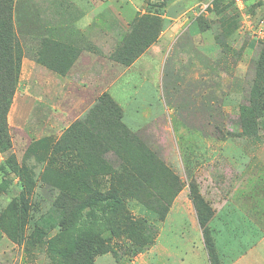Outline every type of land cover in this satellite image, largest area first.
<instances>
[{"label":"rangeland","instance_id":"rangeland-1","mask_svg":"<svg viewBox=\"0 0 264 264\" xmlns=\"http://www.w3.org/2000/svg\"><path fill=\"white\" fill-rule=\"evenodd\" d=\"M219 1L99 0L97 28L78 47L45 29L74 24L80 14L71 0H14L22 58L3 64L0 57V116L10 140L6 146L0 134V264H106V256L132 263L155 244L183 189L208 252L215 253L217 211L238 214L225 201L233 188L257 195L244 209L256 223H243L242 234L256 230V244L264 237V0ZM174 20L185 29L166 64L143 65L156 76L136 82L140 96L133 97L132 77L122 81L127 97L120 101L131 118L139 114V130L116 133L118 114L100 108L84 127L75 123L86 114L64 130L45 131V96L40 80L21 81L23 57L37 60L42 51L47 65L68 67L67 75L73 66L90 67L88 58L76 61L89 44L97 55L127 41L152 45ZM192 24L199 35L187 30ZM109 60L94 65L100 90L129 66ZM19 86L24 94L17 97ZM91 197L94 207L85 205Z\"/></svg>","mask_w":264,"mask_h":264},{"label":"crops","instance_id":"crops-1","mask_svg":"<svg viewBox=\"0 0 264 264\" xmlns=\"http://www.w3.org/2000/svg\"><path fill=\"white\" fill-rule=\"evenodd\" d=\"M71 1L80 14L75 19L74 24L47 25L45 29L49 33L58 35L56 37L58 41L72 46L78 44L79 47L81 46L80 38H83V36L89 41L86 32H90L93 27H96L94 26V22L103 10H101L99 0ZM169 17L171 19L174 18L171 15ZM175 20L160 35L158 41L150 45L131 65L126 67L101 90L97 85L98 77L94 65L99 60H102L101 63L103 64H109L113 50L109 53L97 55L92 50L93 47L91 44H89L86 49L82 50L76 61L79 62L81 58H88L90 67L82 70H77V67L74 70L75 66L73 65L77 64V62H74L73 67H71L67 75H63L46 63L44 65L34 58L23 57L21 81L30 80L32 82H39L40 80L42 87L40 89L41 95L43 97L45 96V131L50 128L58 132L69 127L73 121L83 117L105 91L122 108L123 123L131 130H139L141 122L136 123L135 121L138 120L139 114H137L138 116L136 118H131L129 115V106L122 105L120 101L122 98L127 97V89L122 81L126 77H132L131 79L135 81L132 84V89L135 91L133 97L140 96V86L136 82L140 80L144 82L145 78L150 75L156 76L155 73L146 74L143 65L147 63L148 66L156 63L166 64L171 53L173 42L176 41L179 35V30L182 31L185 29L182 27L184 23L179 24ZM187 30L191 31V33L193 31L194 35L200 34L197 31V26L193 24L191 26L189 25ZM53 45H55L54 42ZM53 47L57 46H50V48ZM208 47V45L204 44V48ZM58 49L60 50V46ZM49 51L51 53L56 52V55H59V63L67 64L68 60H65V56L60 55L58 50L51 49ZM51 57L54 56L49 55V60H51ZM77 72L80 73L79 79L70 76V73L73 76ZM44 74L45 78H43ZM103 75L107 74L103 73ZM21 94H24L23 86L17 88L16 96L18 97ZM34 95L38 96L40 93ZM136 112L137 110H135ZM150 115L151 113L149 111L147 117ZM155 117L157 116L155 115ZM53 122H56V124L53 125ZM233 189V193L228 195L225 201H227V204H231L236 208L235 212L238 214L225 218L224 215H220V212L217 211V214L211 220V227L214 230L211 232V237L214 242L215 253L211 254L208 252L193 201L185 192L186 190L183 189L175 198L167 218L160 222L161 230L155 244L151 248L139 252L132 263L129 264H213V259H215L216 264H264V237H261L259 243L256 244V230L247 229L246 234H242L241 232L243 223L245 226L247 224L249 226L255 225L256 223L248 214H244V209L256 205L257 195L253 191V188ZM210 198L213 200V197L210 196ZM167 225H169V230L165 232ZM182 225L185 226V229H183ZM105 263L117 264L115 260H111L108 256H106Z\"/></svg>","mask_w":264,"mask_h":264},{"label":"trees","instance_id":"trees-1","mask_svg":"<svg viewBox=\"0 0 264 264\" xmlns=\"http://www.w3.org/2000/svg\"><path fill=\"white\" fill-rule=\"evenodd\" d=\"M223 0H220L221 2ZM14 0H0V57L2 59L3 64H8L9 61L12 60V58H15L19 61V64L21 62L22 56L21 51L17 49L19 48V42L16 38V32L14 30ZM228 8V7H225ZM225 8H223L225 11ZM224 15V14H223ZM227 20V18H226ZM45 43V40L44 42ZM152 43V42H151ZM147 44L146 42H141V46H138L137 44H129V41L123 43L119 48L113 51L111 54V58L116 60L117 62H121L125 65H130L133 63L151 44ZM17 49V50H16ZM18 52V54H15ZM15 55V56H14ZM37 60L45 64V58L44 54H42V51L37 55ZM51 68L57 70L60 73H65L68 69L60 68L54 64H49ZM20 67V65H19ZM105 108L109 111L115 112L118 114V120L116 124V133L119 131H123V128L129 129L122 121V108L117 104V102L113 99V97L108 93L104 92L99 98L98 101L89 109V111L85 115V119L78 121L75 123L77 127H84L86 124L90 121L92 116L94 115V112L96 109ZM0 134L5 140L6 146L10 145L9 140V132H8V122L6 117L0 116ZM98 204V200L95 197L88 198L85 202V205L89 207H94ZM198 210V209H197ZM212 254V250H211ZM216 264V262H215Z\"/></svg>","mask_w":264,"mask_h":264}]
</instances>
